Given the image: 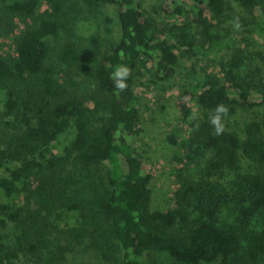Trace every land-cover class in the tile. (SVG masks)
<instances>
[{
	"label": "trees",
	"instance_id": "1",
	"mask_svg": "<svg viewBox=\"0 0 264 264\" xmlns=\"http://www.w3.org/2000/svg\"><path fill=\"white\" fill-rule=\"evenodd\" d=\"M82 6L114 7L117 40L80 35ZM158 8L159 20L142 0H0V264H66L71 243L100 228L98 212L120 264L155 252L175 264H264V0ZM186 61L201 115L177 157L173 205L151 211L152 174L133 148L135 88L146 74L172 81ZM116 64L131 69L124 90L110 77ZM221 103L216 135L208 117ZM82 169L105 189L98 211L74 193ZM67 217L76 222L62 228Z\"/></svg>",
	"mask_w": 264,
	"mask_h": 264
},
{
	"label": "rangeland",
	"instance_id": "2",
	"mask_svg": "<svg viewBox=\"0 0 264 264\" xmlns=\"http://www.w3.org/2000/svg\"><path fill=\"white\" fill-rule=\"evenodd\" d=\"M160 3L161 0H142V6L147 14L158 20L163 16L158 8ZM260 14V10L255 13L256 16ZM262 18L264 21V16ZM170 22H172V19H170ZM227 23L229 24V21ZM232 24L235 23L231 22L229 25ZM76 28L83 37L96 36L102 43L114 42L119 36L116 9L114 7L90 8L82 6L78 14ZM235 28L241 31V28L237 26ZM0 33H2V30ZM255 39L258 43H262L261 46H264L262 39L258 37ZM1 41L2 36L0 35ZM60 41L61 38L59 37L54 39L53 43L56 45ZM246 46H248V50H251L249 45ZM0 48V50L7 48L3 41L0 43ZM191 63L190 61L183 63L177 70L175 78L168 83L157 82L151 75L146 74L135 88L137 106L140 110V123L139 133L133 139V148L137 156L146 163L149 172L152 174V197L149 204L151 211L165 210L173 205V192L175 190L173 180L176 168L179 167L177 157L184 154V147L188 142L192 124L201 115L188 85ZM2 96L0 92V101ZM4 131L7 133L9 129L4 128ZM170 134H172V139L177 144L174 145L167 139ZM62 145L63 143L59 145L58 152L61 151ZM93 172L91 170L90 178L86 180L88 171L83 169L80 171L77 176L79 181L74 186L76 189L74 193L81 197L87 195V200L91 199V206L98 211V202L105 189H103L101 183L97 182ZM2 174H6L4 168H0V175ZM69 192L73 191L69 188ZM23 195L22 193L19 199L21 203L24 200ZM95 217L100 228L92 227L93 229H90L92 233L85 234L81 243H71L79 249L67 257L66 264H120L122 259L120 245L113 238L108 224L102 219V214L98 212ZM70 218H64L60 222L62 228H67L66 225L63 226L67 220L70 225L76 222L74 218L72 220ZM148 264L175 263L166 253L155 252L149 259Z\"/></svg>",
	"mask_w": 264,
	"mask_h": 264
},
{
	"label": "clouds",
	"instance_id": "3",
	"mask_svg": "<svg viewBox=\"0 0 264 264\" xmlns=\"http://www.w3.org/2000/svg\"><path fill=\"white\" fill-rule=\"evenodd\" d=\"M239 27V24H236ZM131 69L125 64H116L110 77L113 81L115 89L124 90L127 86V78L129 77ZM228 109L224 104H217L216 107L211 110L208 120L213 127L214 134L220 135L224 131V125L222 122L223 115L227 114Z\"/></svg>",
	"mask_w": 264,
	"mask_h": 264
}]
</instances>
